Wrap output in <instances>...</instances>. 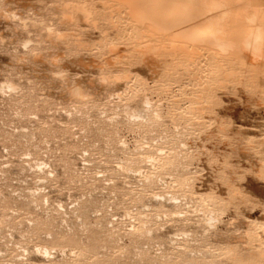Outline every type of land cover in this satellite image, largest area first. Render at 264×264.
Masks as SVG:
<instances>
[{"label":"rangeland","instance_id":"obj_1","mask_svg":"<svg viewBox=\"0 0 264 264\" xmlns=\"http://www.w3.org/2000/svg\"><path fill=\"white\" fill-rule=\"evenodd\" d=\"M97 1L0 0V264H264V68Z\"/></svg>","mask_w":264,"mask_h":264},{"label":"bare ground","instance_id":"obj_2","mask_svg":"<svg viewBox=\"0 0 264 264\" xmlns=\"http://www.w3.org/2000/svg\"><path fill=\"white\" fill-rule=\"evenodd\" d=\"M76 1L78 0H70L71 3ZM82 1L96 3L97 0ZM99 1L97 3H103L109 10L117 9L125 13L137 29L152 37L149 44L144 42L142 47L138 46L146 61L154 60L160 51L168 49L163 41L173 40L169 49L175 52L174 55L182 50L185 54L189 52L192 55L198 49L207 48L217 51L223 59L238 55L252 65L253 69L264 68L263 4L257 5L252 0ZM154 41L159 44L153 45ZM186 55L188 58L189 54ZM227 77L229 78L225 76L224 79ZM76 93L79 95L78 90Z\"/></svg>","mask_w":264,"mask_h":264}]
</instances>
